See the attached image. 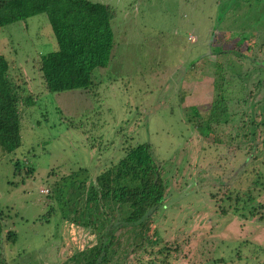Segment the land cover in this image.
<instances>
[{"label": "rangeland", "instance_id": "1", "mask_svg": "<svg viewBox=\"0 0 264 264\" xmlns=\"http://www.w3.org/2000/svg\"><path fill=\"white\" fill-rule=\"evenodd\" d=\"M96 1L114 8L112 40L89 89H44L37 60L56 48L44 12L0 26V52L14 58L34 96L21 109L20 145L0 151L3 239L14 233L2 242L5 264H65L92 230L62 219L52 182L78 167L93 177L141 141L166 182L164 203L150 215L156 245L187 239L167 263L153 245L127 264H264V81L255 86V64L236 52L264 55V0ZM212 80L230 112L226 124L214 113L203 119Z\"/></svg>", "mask_w": 264, "mask_h": 264}, {"label": "trees", "instance_id": "2", "mask_svg": "<svg viewBox=\"0 0 264 264\" xmlns=\"http://www.w3.org/2000/svg\"><path fill=\"white\" fill-rule=\"evenodd\" d=\"M39 12L45 13L56 41V48L41 54L37 60L44 89L91 88L95 85L91 79L92 69L106 65L108 61L112 40L110 19L114 8L96 0H0V26ZM228 50L222 49L221 52L225 54ZM236 52L253 61L255 66L252 67H256L257 72L254 84L262 86L264 55L256 59ZM213 71L216 73L217 69ZM18 72L14 58L0 52V151L4 152H11L20 145L21 109L34 102L31 91L25 88V78ZM228 79L231 81L232 76ZM212 82L215 93L203 119L213 118L214 113L216 120H211L226 124L230 112L221 97L220 86L216 80ZM261 105L264 112V96ZM255 124L250 121L244 126L254 133ZM261 124L264 129V121ZM236 134L233 133L232 137L235 138ZM253 141H250L251 148L255 147ZM122 150L118 159L110 161L93 177L78 167L54 180L49 188L51 192L47 189L45 194L51 193L52 203L58 206L62 219L92 230V237L80 248L73 249L64 259L65 264H127L130 254H135V260L141 262L139 251L150 254L153 245L161 254L160 261L167 263L172 252L175 251L177 256L176 252L186 241V235L181 240L177 236L171 240L161 238L163 243L156 245L160 237L156 227L151 225L150 215L164 203L166 182L151 144L146 141L133 145L127 143ZM31 170V167L24 168L26 172ZM51 210L56 209L48 208V212ZM46 217L42 216L44 220ZM2 220L0 215V264H5L1 257L2 242L4 239L13 241L14 233L6 230L3 239ZM145 245L150 248L146 250Z\"/></svg>", "mask_w": 264, "mask_h": 264}, {"label": "built area", "instance_id": "3", "mask_svg": "<svg viewBox=\"0 0 264 264\" xmlns=\"http://www.w3.org/2000/svg\"><path fill=\"white\" fill-rule=\"evenodd\" d=\"M187 39L189 41H194L195 40V35L191 32H188L187 35H186ZM39 191L40 192H47V188H43V187H39Z\"/></svg>", "mask_w": 264, "mask_h": 264}]
</instances>
